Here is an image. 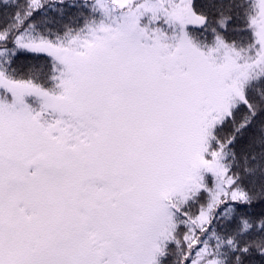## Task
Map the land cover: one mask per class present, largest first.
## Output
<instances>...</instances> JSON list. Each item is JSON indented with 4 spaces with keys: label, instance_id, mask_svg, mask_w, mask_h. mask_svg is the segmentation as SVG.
<instances>
[{
    "label": "snow or ice",
    "instance_id": "6c2138e0",
    "mask_svg": "<svg viewBox=\"0 0 264 264\" xmlns=\"http://www.w3.org/2000/svg\"><path fill=\"white\" fill-rule=\"evenodd\" d=\"M0 264H264V0H0Z\"/></svg>",
    "mask_w": 264,
    "mask_h": 264
},
{
    "label": "trees",
    "instance_id": "16d2710c",
    "mask_svg": "<svg viewBox=\"0 0 264 264\" xmlns=\"http://www.w3.org/2000/svg\"><path fill=\"white\" fill-rule=\"evenodd\" d=\"M51 26V25H50Z\"/></svg>",
    "mask_w": 264,
    "mask_h": 264
}]
</instances>
